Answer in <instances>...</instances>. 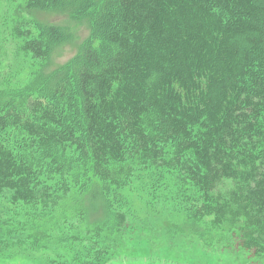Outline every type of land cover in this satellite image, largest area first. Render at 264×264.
<instances>
[{
    "label": "trees",
    "instance_id": "1",
    "mask_svg": "<svg viewBox=\"0 0 264 264\" xmlns=\"http://www.w3.org/2000/svg\"><path fill=\"white\" fill-rule=\"evenodd\" d=\"M25 9L89 17V34L79 40L73 32L78 42L58 77L43 86L41 69L24 106L0 96V193L45 209L73 187L81 195L91 187L88 163L102 185H120L111 170L127 166L129 176L133 159L166 164L200 194L194 220L208 218L219 231L240 226V248L263 257L264 0H26ZM43 24L23 50L49 61L73 35L59 22ZM72 115L82 123L73 125ZM51 174L61 176L52 182ZM115 218L121 228L124 216ZM103 230L114 225L95 229L105 254L100 247L87 264L124 254Z\"/></svg>",
    "mask_w": 264,
    "mask_h": 264
},
{
    "label": "rangeland",
    "instance_id": "2",
    "mask_svg": "<svg viewBox=\"0 0 264 264\" xmlns=\"http://www.w3.org/2000/svg\"><path fill=\"white\" fill-rule=\"evenodd\" d=\"M25 3L26 0H0V96H18L21 101L13 103L17 108L35 95L39 84L35 82L36 76L41 69L43 86L58 77L54 76L55 70L70 57L78 42L73 32L82 40L89 34L90 21L89 17L75 20L62 11L35 10L33 15L25 9ZM45 21L59 22L73 35L66 44L52 48L49 61L34 58L23 50L26 37L38 35L36 23ZM31 84L33 88L29 90ZM69 118L73 125L82 123L79 116ZM164 151H169L168 143ZM68 155H73V149ZM170 156L166 154L167 162ZM132 162L129 176L127 166L120 172L119 167L111 170V178L120 185H102L93 178L88 163L84 170L91 187L87 186L82 195L73 187L55 205L45 209L12 203L8 192L0 193V264H74L76 259L87 264L98 259L94 253L100 247L99 257L105 254L104 246L93 239L95 229L113 225L112 233L103 230L102 234L110 241L117 237L125 249L124 254L106 264H264V256L250 258L251 253L240 248V226L226 225L219 231L209 225L208 218L193 219L200 194L177 168L166 164L143 167L134 159ZM64 168L61 172L67 178L72 169L67 164ZM60 176L49 177L55 182ZM103 187L108 191L104 190V194L110 197L107 202L103 199ZM115 215L125 218L121 228L117 227ZM133 250L144 253L132 254ZM152 250L157 251L153 258Z\"/></svg>",
    "mask_w": 264,
    "mask_h": 264
}]
</instances>
